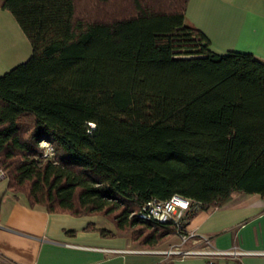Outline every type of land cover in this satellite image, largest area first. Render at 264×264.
Listing matches in <instances>:
<instances>
[{"label":"trees","instance_id":"trees-1","mask_svg":"<svg viewBox=\"0 0 264 264\" xmlns=\"http://www.w3.org/2000/svg\"><path fill=\"white\" fill-rule=\"evenodd\" d=\"M188 2L0 0L32 47L0 77L8 191L50 214L103 217L116 231L102 236L141 250L175 236L137 216L149 202L264 200V62L210 50Z\"/></svg>","mask_w":264,"mask_h":264},{"label":"crops","instance_id":"crops-1","mask_svg":"<svg viewBox=\"0 0 264 264\" xmlns=\"http://www.w3.org/2000/svg\"><path fill=\"white\" fill-rule=\"evenodd\" d=\"M186 21L207 37L213 52L249 53L264 62V0H189ZM21 33L13 15L0 8V48L6 35L13 40ZM101 229L116 231L100 216L31 208L0 177V259L10 264H264V200L258 195L234 194L219 209L195 213L187 227L198 238L210 239L215 250L253 255L169 258L165 250L140 253L148 250L139 249L129 236L104 237ZM184 248L204 246L189 243Z\"/></svg>","mask_w":264,"mask_h":264},{"label":"built area","instance_id":"built-area-1","mask_svg":"<svg viewBox=\"0 0 264 264\" xmlns=\"http://www.w3.org/2000/svg\"><path fill=\"white\" fill-rule=\"evenodd\" d=\"M45 150V156H52V146L44 141L40 143ZM0 177L6 179V175L0 171ZM218 209V208H217ZM202 210V206L184 197L175 195L167 201H152L147 203L137 216L143 221L158 223L162 225L171 224L175 230V238L179 241L178 245H174L168 251L162 252L169 258H186L192 256L208 257V258H225L253 255L251 252H242L234 249L230 251H220L211 248V241L208 238H198L194 233L189 232L187 227L190 217ZM189 243L203 244L201 249L184 248ZM140 253H149L140 252ZM258 254V253H257ZM264 255V253H261ZM0 264H10L6 260L0 259Z\"/></svg>","mask_w":264,"mask_h":264},{"label":"rangeland","instance_id":"rangeland-1","mask_svg":"<svg viewBox=\"0 0 264 264\" xmlns=\"http://www.w3.org/2000/svg\"><path fill=\"white\" fill-rule=\"evenodd\" d=\"M32 55V47L28 39L21 33L20 38H5V45L0 48V77L12 70L14 67L25 63ZM120 235V234H119ZM173 241L178 242L175 236L170 237L157 250L168 251L174 245ZM151 251V250H148Z\"/></svg>","mask_w":264,"mask_h":264}]
</instances>
